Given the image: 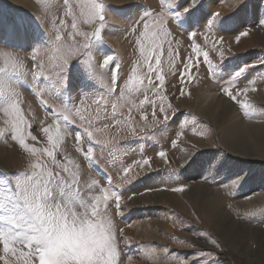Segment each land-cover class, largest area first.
Masks as SVG:
<instances>
[{"label":"snow or ice","instance_id":"6c2138e0","mask_svg":"<svg viewBox=\"0 0 264 264\" xmlns=\"http://www.w3.org/2000/svg\"><path fill=\"white\" fill-rule=\"evenodd\" d=\"M42 7L41 15L21 14L10 5L9 10L0 8V141L14 146L25 161L15 170L0 167V264H124L122 245L129 241L116 218L124 214V186L140 179L135 169L148 180L159 179L160 185L128 200L147 192L184 193L191 185L181 180L193 174L235 197L232 190L242 187L250 173L233 170L232 157L222 149L204 152L188 142L179 149L182 159H170L165 150L155 157L141 153L127 165L123 157L128 138L155 142L173 124L180 130L170 140L172 149L189 126L193 135L207 139L197 131L207 123L178 103L190 99L206 80L219 85V93L242 118L258 115L249 97L259 91L257 80L249 79L243 87L240 83L250 69L264 67V58L234 63L231 47L225 48L224 36L218 35L243 27L237 17L247 10V0H236L228 16L206 12L203 0H163L159 10L134 0L126 6L107 0H43ZM110 14L131 19L124 31L134 58L124 76L105 39L114 28ZM256 20V27L264 28V16ZM250 31H239L235 42ZM181 35L186 43L177 39ZM21 49L29 54L22 56ZM26 92L38 100L42 119ZM69 140L74 154L67 151ZM154 158L165 167L153 169ZM225 173L226 179H219ZM114 174L120 183H113ZM168 211L180 231L210 247L201 249L173 235L182 250L152 246L159 249L156 259L219 264L222 243ZM193 217L199 221L195 211Z\"/></svg>","mask_w":264,"mask_h":264},{"label":"rangeland","instance_id":"374dc122","mask_svg":"<svg viewBox=\"0 0 264 264\" xmlns=\"http://www.w3.org/2000/svg\"><path fill=\"white\" fill-rule=\"evenodd\" d=\"M27 1L28 3L14 2V4L11 5V0H0V8L9 10L10 5L11 9L19 10L21 14H43V0ZM107 2L114 6H126L129 3V0H122L117 4L111 3L108 0ZM134 2L141 4L150 10H159L163 0H134ZM235 2L236 0H203L204 10L206 12L219 11L222 16L233 14ZM247 2V10L240 13L237 17L238 22H240L243 27L238 28L236 32L218 33V35L224 36L225 48H228L229 46L231 47L234 55L230 56L229 59L234 63H255L258 59L264 58V28L256 27L257 16H264V6H262L264 5V0H247ZM109 23L114 25V28L105 35V39L117 56V62L121 66L120 75L124 76L128 73L131 62L134 58L132 43L130 42V39L125 38L127 33L124 31L128 24L131 23V19L126 20L110 14ZM245 28L251 29L249 35L241 37L239 43H236L235 35H237L239 31H243ZM177 39H180L182 43H186L187 41V37L184 35L178 36ZM20 54L22 56H27L29 53L27 49H21ZM204 71L206 70L202 68V72ZM249 79H256L257 87L260 90V88L264 86V82H262V80H264V67L250 69L247 79H243L240 86L243 87ZM172 83L175 84L176 80L172 79ZM208 89L214 90L219 97H223L219 93V85L210 80H206L200 87L192 91L190 99L186 97L178 102L180 108L195 113L207 123V128L201 126L197 129V131L204 132L207 139L202 140L199 136L193 135L191 126H189L185 131L184 137L181 138L178 147L172 149L170 140L175 139V133L180 130L175 124H173L167 132L158 135L155 142L150 140L138 141L134 138H128L129 147L127 149V156L123 157L124 164H130L134 159H137L141 153L155 157L156 152L159 150L167 151L170 159H173L174 156L180 158L181 156L183 157V153L179 149L181 147H186L188 142H193L197 144L199 150L204 152L211 153L216 152L218 148L222 149L224 153H227L232 157L230 167H232L233 170H238L239 168L247 169L250 173V178L238 190H232L235 192V197L233 198V196L229 194L228 189L221 188L211 181H205L197 175H190L187 179L181 180V183L190 184V189L184 193H175L178 196L182 195L184 203L186 207H188L181 209L172 204L161 205L159 200L156 201L152 198H149L147 203L149 201H155V203L157 202L156 204L144 205L139 203L141 197L157 193H170L166 191L147 192L144 195H136L132 200H128L127 197L133 193H144L145 188L160 185L159 179L148 180L145 178L143 171L135 169L133 174L139 172L140 179L133 186H124L126 189L124 192V214L122 218H116L118 226L124 229V236L129 241L127 245H122V247L126 249L123 257L124 264H163L162 260L156 259L160 254L159 249L152 246L169 245L173 249L182 250L179 245L172 241L171 237L173 235L196 243L201 249L209 248L201 244L199 245V243H209H206L204 240H197L191 232L180 231V225L178 222H173L172 215L168 211L169 209H171L172 212L179 214L183 219L191 222L195 228L203 229L204 235L214 237L222 243L224 251L218 252L219 264H246L235 256L233 252L228 251L225 247L226 244L223 235L215 231L213 222L204 223L202 220V209L206 202L208 203L211 198L215 196L214 194H218L223 199L224 211L229 216V222L235 224L237 232L239 233L238 237L233 239V242H235L233 244L235 248L240 246L237 250L239 252L242 251V257L245 258L247 264H264V161L235 156L225 148L219 133L222 126L227 124V120L235 115H237L238 118L236 117L234 122L230 123V127L233 130L240 131L242 125L247 126L245 129H249V127L255 128L257 125H264V115L259 114L264 111V102L260 100L258 91L255 93H249L251 101L257 105L258 115L252 119H244L237 107L231 104L227 98L223 97L222 99H224V102L226 103L224 107H229L230 112L226 118L221 117L220 121L218 120L220 125L219 129L213 122L202 117L198 111V104L201 95ZM170 91H175V89L170 88ZM25 97L27 102L32 105L33 109H35L38 117L42 119L44 113L39 106L38 100L27 92L25 93ZM45 99H48L49 103H58V101H53L48 97H45ZM136 119L139 120L138 115H136ZM149 120H151V116H149ZM35 131L36 127H34V132ZM72 143L73 142L69 140L67 145V151L70 153H73ZM157 159L158 158H154L153 160V169L164 168L165 166L163 163H158ZM237 160L240 162L235 163ZM24 163L25 161L14 146L0 141V167L15 170L22 168ZM172 166H176L175 162ZM109 171L111 172V169H109ZM152 175H155V173L153 172ZM226 176L227 173L221 175L219 179H226ZM113 183H120V181L115 178V174ZM196 184L199 185V187ZM194 211L196 215L199 216V221L194 219ZM168 226L171 229H167ZM251 229H254L255 232H250ZM251 235H253V238H251ZM242 248L243 250H241Z\"/></svg>","mask_w":264,"mask_h":264},{"label":"bare ground","instance_id":"6f19581e","mask_svg":"<svg viewBox=\"0 0 264 264\" xmlns=\"http://www.w3.org/2000/svg\"><path fill=\"white\" fill-rule=\"evenodd\" d=\"M108 1H110L111 3L117 4L118 2H121L122 0H108ZM14 2L28 3L27 0H11L10 2L11 5H13ZM258 95L260 96V100L264 102V86L260 88V90L258 91ZM222 98L219 97L214 90L208 89L202 93L200 102L198 104L199 114L202 117L206 118L207 120L213 122L219 129H220L219 127L220 118L221 117L226 118L230 112L229 107L227 106L224 107L226 103L224 102V99ZM236 117L237 115H235L232 118H229L226 122L227 124L222 126V128L219 130L221 141L224 144L225 148H227V150L232 152V154H234L237 157H240V158L247 157V158L255 159L257 161L258 160L264 161V125H257L255 126V128L249 127V129H245L247 126L242 125L240 131L233 130L230 127V123L234 122V119ZM180 158L182 159V156ZM157 162L159 163L161 161L157 159ZM197 186L199 187V185ZM214 195L215 196L212 197L208 203L206 202L204 208L202 209V216H201L202 220L204 223L213 222L215 231L223 235L224 237L223 239L226 244L225 247L228 249V251L233 252L235 256H237L240 260H242L244 263L247 264L245 258L242 257L243 255L241 253L242 251L239 252L237 250L238 247L240 246L237 245L238 247L235 248V246L233 245L235 243L233 242V239H236L239 235L235 227V224L229 222V216L224 211L223 199L218 194H214ZM149 198H152L156 201L159 200V202H161V205L162 204H172L173 206L177 208L178 207L181 209L188 208L186 207L184 203V198L182 197V195L178 196L175 193H171V192L165 193V194L157 193L154 195L144 196L139 199L140 201L139 203L144 204V205L157 203V202L155 203V201H149L147 203ZM167 229H171V228L168 226ZM251 231L255 232L254 229H251L250 232ZM251 236H252L251 238H253V235ZM200 244L206 247H210L209 244L199 243V245ZM241 250H243V248Z\"/></svg>","mask_w":264,"mask_h":264}]
</instances>
